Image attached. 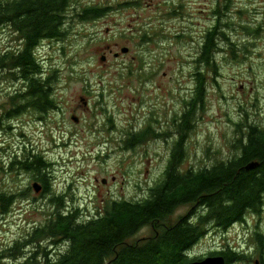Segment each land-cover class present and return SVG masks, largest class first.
Here are the masks:
<instances>
[{"label": "rangeland", "instance_id": "obj_1", "mask_svg": "<svg viewBox=\"0 0 264 264\" xmlns=\"http://www.w3.org/2000/svg\"><path fill=\"white\" fill-rule=\"evenodd\" d=\"M70 5L63 37L44 40L36 49L42 70L56 76L61 106L56 117L41 122L36 111L12 117V98L21 85L11 79L0 83V192L29 189L28 196L15 197L7 212L0 206V253L45 220L54 193L63 195L64 208L83 218L102 212L113 198L146 197L162 178L178 137L177 119L196 88V59L206 32L218 22L233 48L241 50L234 54L232 45H223L226 49L216 54V73L204 70L207 95L185 139L182 168L199 170L230 159L238 151L242 124L264 126V0H72ZM88 6L108 10L101 18L83 19ZM245 25L261 29L251 34ZM20 35L3 27L0 52L19 44ZM124 46L128 53L121 52ZM108 47L121 55L106 52ZM146 123L159 136L127 147L129 131ZM25 149L42 152L50 162L53 193H37L28 172H6L8 162ZM202 211L201 206H181L171 219ZM208 226L193 256L205 258L230 246L245 256L226 264H255L262 251L256 236L262 235L264 257V206L226 229ZM153 232L148 226L136 236L144 239Z\"/></svg>", "mask_w": 264, "mask_h": 264}, {"label": "trees", "instance_id": "obj_2", "mask_svg": "<svg viewBox=\"0 0 264 264\" xmlns=\"http://www.w3.org/2000/svg\"><path fill=\"white\" fill-rule=\"evenodd\" d=\"M70 4L72 0H0V30L8 27L19 31L17 36L21 34L24 38L17 49L5 48L0 52V83L11 79L20 83L19 90H27L13 95L17 112L21 103L31 107L29 112L42 113L56 102L52 95L56 76L42 70L36 49L44 40L63 37ZM104 12L98 6H89L81 17L96 18ZM219 28L218 22L206 32L196 59V88L187 109L177 119L178 137L162 178L149 188L146 197L112 200L102 212L101 209L98 214L83 218L78 212L64 208L63 195L54 193L50 199L52 210L46 211L45 220L30 225L21 240L1 251L0 260H14L12 264H187L203 258L193 256L191 250L207 232L208 224L226 229L244 221L247 214L262 210L264 126L242 124L235 143L238 151L230 159L199 170L182 168L186 157L185 139L207 95L206 73H216V54L226 49L223 45H232L230 51L234 54L241 50L233 48L226 32ZM242 28L251 30V34L261 29L249 25ZM10 115H13L12 107ZM154 135L159 136L151 127L138 132L131 130L126 146H137ZM253 161L258 166L246 169ZM18 170L30 173L34 180L43 182L40 183L46 193H53L50 162L42 152L30 153L25 149L11 159L6 172ZM17 195L28 196L29 189L19 194L0 192L3 213L9 210ZM186 205L201 206L203 213L196 217L190 213L172 220L171 215ZM148 226L154 227L152 236L138 239L139 231ZM262 238V235L256 236L257 247L262 250L259 255L264 258ZM210 255H223L227 263L243 260L245 256L232 249L212 251Z\"/></svg>", "mask_w": 264, "mask_h": 264}, {"label": "flooded vegetation", "instance_id": "obj_3", "mask_svg": "<svg viewBox=\"0 0 264 264\" xmlns=\"http://www.w3.org/2000/svg\"><path fill=\"white\" fill-rule=\"evenodd\" d=\"M88 7H89V6H88ZM86 8H87V7H86ZM100 8L104 9L105 12H106V10H108V9L105 8V7H100ZM217 10H218V9H216V11H217ZM105 12H104V14H105ZM83 13H84V10H83ZM83 13H82V15H83ZM102 15H103V14H102ZM102 15H100L99 18H101ZM99 18H98V19H99ZM15 33L17 34V32H15ZM23 42H24V38H21L20 44H17L16 46H11L10 48H12V47H16V48H14V49H17L18 47H20V45H22ZM17 46H18V47H17ZM124 47H127V46H124ZM127 48H128V51H127V52H123L122 49H121V51H122L123 54L129 52L130 48H129V47H127ZM106 52L114 53V56H115L116 58H118V57L121 55L120 52H113V49H112L111 47H108V51H106ZM103 56L105 57V60H106L107 56H106V55H103ZM103 56H102V57H103ZM19 89H20V88H19ZM19 89H18L16 92H19V93H20V92H27L26 89H24L23 91H22V90H19ZM25 90H26V91H25ZM56 91H57L56 88H54V89L52 90V95H53L54 98L56 99V102L54 103V105H53L50 109H48V110H46V111H44V112H42V113H39V112H38L39 114H41V115L38 117V119H40L41 122L46 121L48 118H49V119H51V118H55V117H56L55 114H58V112L61 110V106H60V104L58 103V99H57V97H55V95H57ZM20 98H21V97H20ZM82 101H83V105H84V106H86V107L89 106V101H88V99H86L85 96L82 97ZM20 105H22V106H19V107H20V112H17V107H16L15 105L12 106V109H13V115H12V117L16 118V117H20V116H22V115H25V114H27L28 109L31 108V107H27V104H25V103H21ZM50 112H51V115H50ZM52 113H54V115H53ZM74 116H76V117L78 118V120H74V119H73ZM72 119H73L75 122H77V123L80 122V117H79V115H76V114L72 115ZM148 127H151V126H150L149 123H146L142 128H140L139 130L135 129V131L138 132V131L143 130L144 128H148ZM19 134H20L22 137H24V138H25V136H26V134H25L23 131H20ZM35 180H36V179H35ZM35 180H34V181H35ZM105 180H106V179H105ZM37 181H39V180H37ZM40 182L43 184L42 181H40ZM40 193H41L42 195H45V194H46L45 189L42 190ZM119 199H123V198H121V197H120V198H113V199H111V200H109V201H112V200H119ZM244 220H245V219H244ZM239 243H240V242H239ZM240 244H242V243H240ZM228 249H232V250L236 251L233 247H230V246H229L227 249H225V250H228ZM225 258H226V263H227V257H225ZM257 260H259V264H264V258H262L261 255H259L257 258L254 259L255 262H256Z\"/></svg>", "mask_w": 264, "mask_h": 264}, {"label": "water", "instance_id": "obj_4", "mask_svg": "<svg viewBox=\"0 0 264 264\" xmlns=\"http://www.w3.org/2000/svg\"><path fill=\"white\" fill-rule=\"evenodd\" d=\"M122 51L127 52L128 48L124 47L122 48ZM102 60L105 61L104 56L102 57ZM73 119L78 120L76 116H74ZM257 166H258V162H251L246 166V169H254ZM104 182H106V180H104ZM33 188L35 189L36 192H40L41 190H43V185L36 181L33 183ZM187 264H226V260L222 255H209L205 258L194 260ZM255 264H259V260H257Z\"/></svg>", "mask_w": 264, "mask_h": 264}, {"label": "bare ground", "instance_id": "obj_5", "mask_svg": "<svg viewBox=\"0 0 264 264\" xmlns=\"http://www.w3.org/2000/svg\"><path fill=\"white\" fill-rule=\"evenodd\" d=\"M253 162H254V161H253ZM250 163H251V162H250ZM35 182H36V181H35ZM37 182H38V181H37ZM39 183H40V182H39ZM40 184H41V183H40ZM32 187H33V185H32ZM34 190H35V189H34ZM41 191H42V190H41ZM41 191H40V192H41ZM37 193H39V192H37ZM239 244H240V243H239ZM222 256H223V255H222ZM223 257H224V256H223ZM224 258H225V257H224ZM225 260H226V259H225Z\"/></svg>", "mask_w": 264, "mask_h": 264}]
</instances>
